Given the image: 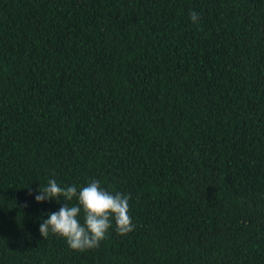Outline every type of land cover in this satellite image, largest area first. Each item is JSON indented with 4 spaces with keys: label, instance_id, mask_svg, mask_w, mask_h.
I'll return each mask as SVG.
<instances>
[{
    "label": "trees",
    "instance_id": "trees-1",
    "mask_svg": "<svg viewBox=\"0 0 264 264\" xmlns=\"http://www.w3.org/2000/svg\"><path fill=\"white\" fill-rule=\"evenodd\" d=\"M49 179L134 231L43 239ZM0 264H264V0H0Z\"/></svg>",
    "mask_w": 264,
    "mask_h": 264
},
{
    "label": "clouds",
    "instance_id": "clouds-1",
    "mask_svg": "<svg viewBox=\"0 0 264 264\" xmlns=\"http://www.w3.org/2000/svg\"><path fill=\"white\" fill-rule=\"evenodd\" d=\"M190 19L197 23L199 15L192 12ZM38 193L35 195L37 203L51 200L59 202L61 198L65 202L58 211L49 213L48 218L40 224V235L43 239L49 233L60 236L74 251L98 248L107 238L113 221L118 235H127L135 229L130 215V195L119 192L113 194L101 187L98 180H92L78 189L76 185L62 187L55 179H49L47 186L39 189ZM74 198L77 202L70 206L68 202Z\"/></svg>",
    "mask_w": 264,
    "mask_h": 264
}]
</instances>
